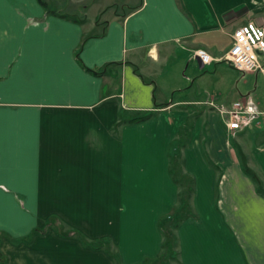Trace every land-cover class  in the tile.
<instances>
[{
    "label": "crops",
    "instance_id": "0c3cea01",
    "mask_svg": "<svg viewBox=\"0 0 264 264\" xmlns=\"http://www.w3.org/2000/svg\"><path fill=\"white\" fill-rule=\"evenodd\" d=\"M41 1L0 0V264H117L84 243L107 239L120 264L159 257V221L178 207L169 145L189 118L177 264H264V194L241 165L264 186V73L221 71L233 30L264 25V0H137L121 15L96 0L81 17L59 12L70 18ZM190 62L212 69L192 80ZM247 77L254 88L233 86ZM244 98L250 126L227 129L220 109Z\"/></svg>",
    "mask_w": 264,
    "mask_h": 264
},
{
    "label": "built area",
    "instance_id": "2783aa9c",
    "mask_svg": "<svg viewBox=\"0 0 264 264\" xmlns=\"http://www.w3.org/2000/svg\"><path fill=\"white\" fill-rule=\"evenodd\" d=\"M231 46L225 54L224 61L240 73H264V25L247 21L235 28L231 35ZM195 56L202 65L210 64L211 56L204 49H197ZM226 118V128L243 130L250 126L257 110L251 100L244 98L231 102L221 108Z\"/></svg>",
    "mask_w": 264,
    "mask_h": 264
},
{
    "label": "trees",
    "instance_id": "16d2710c",
    "mask_svg": "<svg viewBox=\"0 0 264 264\" xmlns=\"http://www.w3.org/2000/svg\"><path fill=\"white\" fill-rule=\"evenodd\" d=\"M39 1H41V0H39ZM43 4H45V2ZM46 10H47V12H49L51 14L70 18L68 15H66L64 13H59L56 10L54 11L53 9H50L49 7H46ZM126 12L123 14H126ZM73 20H76V19H73ZM85 69L89 72H94L93 70H91L89 68H85ZM152 115H153L152 112H143V113H140L138 115L132 116V117L128 118L127 120H124V122L125 123H135V122H139V121H143L145 119H148ZM192 124H193V120H192V118H189L185 122L184 126L182 128H180L179 132H181V130L186 128V127L190 128L192 126ZM183 144H184V142H183ZM180 147H182V145ZM170 153L171 154L169 155V157L171 158V161L169 163V172H170L173 180L177 184H179V188H180L179 192H178V207H177L175 212H173L172 214H170L167 217L162 218L159 221V229H160V232L162 234V243H161V250L162 251H161L160 256L157 257L156 259H145L140 264H168L170 259L173 257L174 249L178 245V240H177V236L175 234V229H177L179 224L191 214L190 198H191L192 193H193V178L183 172L180 161H179V163H180L179 164L176 161L175 157L172 156V155H177V154L172 153L171 151H170ZM179 153H180L179 154V158H180L181 157V149H180ZM243 170L255 182V184L257 185V190L264 194L263 183L260 180V178L257 176V174L253 170H251L249 167H247L246 165H243ZM50 224H54L57 227V230L61 235L71 236L73 233V234L78 235L82 239L81 235H79L77 231L76 232L75 231H69V230L64 231L63 227L59 224V222L56 218L51 217L49 219L47 225L49 226ZM168 224H169V226L170 225L171 226L169 227ZM84 243L86 246H90L92 248L100 247V245L98 246L96 243H93V242L89 244V243L84 241ZM108 253L110 256L118 259V257H116V255H114L110 251H108Z\"/></svg>",
    "mask_w": 264,
    "mask_h": 264
},
{
    "label": "rangeland",
    "instance_id": "374dc122",
    "mask_svg": "<svg viewBox=\"0 0 264 264\" xmlns=\"http://www.w3.org/2000/svg\"><path fill=\"white\" fill-rule=\"evenodd\" d=\"M44 1H45V3H47L48 7L50 9H53L54 11L56 10L58 12L71 13V14H74V16H76V17H81L83 14V10H84L83 7H85L86 5L92 4V2H94L96 0H71V1H74V3H72L70 0H44ZM111 1H113V0H103L102 4H104L106 2H111ZM113 2H114V4H112V3H111L112 5L109 4L111 6L108 5L109 7H107V9H106V13H108V15H111L114 13L121 15V14L125 13L126 11H128V9L130 7H132L137 2V0H114ZM93 9L94 8L91 7L86 12V14L90 15L92 13ZM98 22L100 24L98 25L97 32L103 30L105 27V25H104L105 23H104L102 17L99 19ZM227 47H228L227 42L224 40L223 37H217L216 39H214L215 51H218L220 54H224ZM222 64H223V66L221 68V71H222V73H224L223 74L224 77L229 75L230 79H232V77H234L235 80L238 79V77L240 76V73L238 71H236L235 69L233 70V68H230L227 63H222ZM196 66L198 68L197 63H196ZM211 69H212V66H210V67L204 66L199 71V69H195L192 65V62H190V63H187L186 65L183 66L180 74H183L186 77L190 76L191 79L193 80V77H195L196 74H198V72L199 73L205 72V70H211ZM254 82H255L254 77H247L245 80H242L239 84L235 81L233 86L235 88L239 87L241 90H247V89L254 88V85H255ZM262 86H263V90H264V82L262 83ZM223 92L224 91H221L222 94H223ZM221 100L225 102V100H223L222 97H221ZM192 127H193V124L190 128L186 127L184 129H182L181 132H179V130H178V138L175 141H172V143L169 145V152L171 151L172 153L177 154V155H172V156L175 157V159L178 163L180 161L181 166L183 164L182 152H181V157L179 158V154H180L179 151L181 148L185 147L186 143L189 141V132H190ZM183 142H184V144H183ZM181 145H182V147H180ZM170 161H171V158L169 157V163H170ZM241 165L242 166L244 165V161L242 159H241ZM173 182L178 186V192H179V189H180L179 184H177L174 180H173ZM177 195H178V193H177ZM168 226H169V224H168ZM107 240H102V241L97 240L96 242H93V243H96L98 246L100 245V247H98V248L106 249L107 254H109L108 253L109 248L105 244V243H107ZM177 261H178L177 250L175 248L174 253H173V257L170 259L168 264H177ZM141 262H143V261H141ZM141 262H139L138 264H140ZM116 263L120 264L119 259H116Z\"/></svg>",
    "mask_w": 264,
    "mask_h": 264
},
{
    "label": "water",
    "instance_id": "95a60500",
    "mask_svg": "<svg viewBox=\"0 0 264 264\" xmlns=\"http://www.w3.org/2000/svg\"><path fill=\"white\" fill-rule=\"evenodd\" d=\"M200 67H202V65L200 64Z\"/></svg>",
    "mask_w": 264,
    "mask_h": 264
}]
</instances>
